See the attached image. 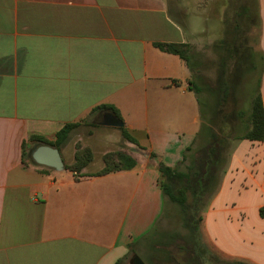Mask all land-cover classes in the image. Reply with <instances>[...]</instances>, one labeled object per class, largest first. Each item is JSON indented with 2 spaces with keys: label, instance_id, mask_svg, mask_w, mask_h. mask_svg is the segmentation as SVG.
<instances>
[{
  "label": "crops",
  "instance_id": "obj_1",
  "mask_svg": "<svg viewBox=\"0 0 264 264\" xmlns=\"http://www.w3.org/2000/svg\"><path fill=\"white\" fill-rule=\"evenodd\" d=\"M258 1L255 52L264 53V0ZM181 13L170 0H0V264H125L130 246L141 248L147 262L169 259L175 235L158 230L170 208L159 166L186 171L184 155L190 148L188 158L195 154L202 127L192 69L155 46L194 43L199 24L184 22ZM261 93L264 102V77ZM103 105L119 111L138 145L121 128L107 127L101 148L107 153L125 140L136 168L77 177L24 161V144L27 153L34 149L31 136L55 142L65 125L92 126L94 117L113 113H93ZM72 137L58 149L65 165ZM227 144L196 237L223 262L264 264L232 247L211 222L228 184L259 194L253 209L264 221V142Z\"/></svg>",
  "mask_w": 264,
  "mask_h": 264
},
{
  "label": "trees",
  "instance_id": "obj_2",
  "mask_svg": "<svg viewBox=\"0 0 264 264\" xmlns=\"http://www.w3.org/2000/svg\"><path fill=\"white\" fill-rule=\"evenodd\" d=\"M244 17L249 26L256 21L257 28H261L258 0H246L244 5L234 8L233 36L226 44L217 45L220 54H226L224 59L221 57L223 70L227 71L231 67L232 74L225 75L223 73L222 79L219 80L217 93L212 94L214 97L216 95L215 103L212 104L209 99L204 98L202 94L205 91L196 85L195 80L190 81V90L198 96L202 127L198 134V147L195 154L188 158L187 152L193 151L190 148L184 155V160L190 161L189 166L186 171L168 167L163 163L159 166L160 187L169 201L180 208L184 228L189 230L193 236L198 234L203 222L202 212L205 208L206 194L211 195L218 186L223 168V151L228 146L227 143L230 140L242 139L264 142V102L261 93L264 77V53L255 52L247 44L246 31L241 30V21ZM155 46L162 52L180 56L192 69L189 61L190 44L156 43ZM244 74L247 77V82L250 81L252 85L248 94H245L249 97L248 113L243 108L228 106L231 99L239 97L240 80ZM105 111H111L122 119L119 111L113 106H99L94 109L93 113ZM80 126V123L65 125L57 133L55 142H49L44 137L33 135L30 137L29 144L32 147L50 145L61 151V148L69 142L72 132ZM121 131L126 141L138 145V142L125 131L124 127L121 128ZM27 146V144L23 146L24 161L29 159L31 163L37 165L32 155L27 153ZM92 155L88 149L78 150L75 154V162L71 166L65 165V169L74 173L81 171L92 161ZM103 161L105 167L96 174L98 176L132 170L137 166V161L133 157L122 152L106 154ZM181 181L185 182V186L177 190L176 184ZM189 195L191 201H189ZM261 214L264 216L263 212ZM132 253L135 254V251L130 246L128 257ZM121 263L120 260L116 264ZM225 264L245 263L229 262Z\"/></svg>",
  "mask_w": 264,
  "mask_h": 264
},
{
  "label": "rangeland",
  "instance_id": "obj_3",
  "mask_svg": "<svg viewBox=\"0 0 264 264\" xmlns=\"http://www.w3.org/2000/svg\"><path fill=\"white\" fill-rule=\"evenodd\" d=\"M170 2L172 4L180 3L184 22L187 23L189 19L191 23L199 24L201 31L194 37L195 39H192L194 43L190 44L189 61L194 73L193 80H195L198 87L204 89L205 92L202 94L204 98L209 99L214 104L216 95L214 97L212 94L217 93L219 80L222 79L223 73L225 75L232 74L231 67L227 71L223 70L221 57L224 59L226 54H220L217 45L226 44L231 40L235 26L233 21L234 8L244 5L246 0H170ZM256 24L257 22L254 21L249 26L245 17L241 21V30L246 31L247 44L253 50L256 49V40L259 37V29ZM246 82L247 77L242 76L239 88L240 95L237 99L230 100L228 105L230 108L237 107L243 108L245 111L248 110L249 97L246 95L252 85L250 81ZM101 122L102 117L98 115L90 121L93 124L92 126L84 125L82 127L81 125L78 127L73 132L69 150H64V159L68 166L75 162L74 159L73 162L70 161L69 155H74L75 158L78 150L88 149L93 154L92 161L87 167L76 173L77 177L83 171H88V174L101 172L105 167L103 157L106 154L122 152L132 157L131 153L135 149L127 146L125 140L114 143L111 150L107 153L104 152L100 145V139L106 138V130L109 129L101 126ZM80 137L82 140H80ZM29 151L30 149H27V152ZM179 169L183 171L185 166L181 165ZM229 185L225 187L215 204L216 212L214 213L217 215L211 219V222L220 225L218 231L232 247L243 253L256 255L264 259V221L258 220L253 209L259 201V194L255 190L246 192L241 185ZM184 186L185 182L183 181L176 184L177 190L182 189ZM210 200L211 196L207 193L205 205ZM189 201H191L190 195ZM168 202L170 208L168 209L167 218L159 225L158 230L175 235L174 248L169 259L161 264H225L226 262H223L217 253L206 246L203 238L200 236L197 238L196 235L193 236L187 232L183 225L180 208L170 203V201ZM234 204L235 206H233ZM240 208L241 210H239ZM242 213H246V216H243ZM133 250L145 264H155L147 262L146 254L141 248L135 247Z\"/></svg>",
  "mask_w": 264,
  "mask_h": 264
},
{
  "label": "water",
  "instance_id": "obj_4",
  "mask_svg": "<svg viewBox=\"0 0 264 264\" xmlns=\"http://www.w3.org/2000/svg\"><path fill=\"white\" fill-rule=\"evenodd\" d=\"M101 125L104 127L123 128L124 123L113 113H106ZM32 158L38 166L54 169L56 171L65 170V163L60 151L50 145L34 147ZM128 264H145L139 255L133 254Z\"/></svg>",
  "mask_w": 264,
  "mask_h": 264
}]
</instances>
